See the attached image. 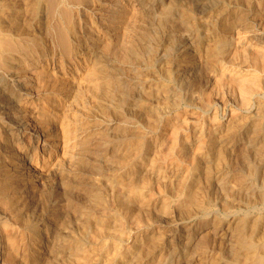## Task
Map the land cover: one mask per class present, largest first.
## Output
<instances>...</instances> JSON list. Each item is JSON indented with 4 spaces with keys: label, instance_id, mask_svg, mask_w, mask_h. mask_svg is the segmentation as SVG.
Returning <instances> with one entry per match:
<instances>
[{
    "label": "bare ground",
    "instance_id": "1",
    "mask_svg": "<svg viewBox=\"0 0 264 264\" xmlns=\"http://www.w3.org/2000/svg\"><path fill=\"white\" fill-rule=\"evenodd\" d=\"M103 1L104 0H2V3L0 5V198L4 200L7 204L9 203V207L11 208L13 217H16L15 219L19 218L20 224L24 226V228L22 226L23 229H31L32 225L35 226L33 221L31 220L33 223L31 224V221L27 219L26 217L27 216L26 209L28 206L27 205L28 202L25 200V197L27 196L26 193H31L32 191L31 192L29 191L34 190V189H36L37 195L40 196L41 210H39L40 211L39 214L41 216H44L46 214L48 215V217L49 215H52V217L55 216L56 218L61 220L60 223H61V226L63 227V230L66 229L68 221L69 220L71 221V219H69V216L74 211V210L72 211V208L74 207L72 206V204L74 202L79 203V205L83 207L82 209L83 211L80 208V210L82 211L80 213L85 214L82 217L85 216L84 219H86V217L88 219V221L86 219L88 223L84 222V225L86 224L85 225L86 227L81 225L83 226V229H82L83 231L81 230V232L79 233L81 234L84 233L86 235L89 233L90 230H95V229L96 230L105 229L104 232L110 233L108 232L109 229H111L113 222H116V219H118V218L115 219V215H114L115 213H112L113 210L111 211L112 206L110 207L111 209H108V206L110 205V201L107 202L105 200L108 198H106L107 195L104 190H106L107 192L108 191L111 192L110 195L113 197L112 199L115 200L118 206L124 207L126 209H131L133 205L135 206V203H134L135 201L132 197L131 192L132 191L134 192L136 188L138 191L139 182L145 176V171L143 169L144 166L142 167L143 165L142 163H143V160L145 161L148 160L145 157L143 159V155L146 154L144 152L146 149L145 143L143 144L138 143L139 142L138 140L140 139V137L144 136V135L140 136V133H144V132L142 131L138 135L137 133L138 131L136 132L135 130H133L134 132L137 133V135H135L136 133L134 134L133 132H131L132 134L131 135L129 134L130 136L127 139H125L124 137H123L124 139H120V142H117L119 143L118 149L116 148L115 155L113 154L115 157L110 158L111 156H109L108 150L109 148L111 149L112 143L110 141L112 138L111 139L109 138V141H108L106 140V137L108 136L109 132L111 133L112 131H115L118 129L117 123L111 121L110 118L108 120L104 117H103L105 119L104 121L103 120L98 121V119L97 120L92 119L94 118L93 117L94 114L92 115V118H90L91 117L90 113L93 111L92 109L94 107L100 108V106H102L101 104H102L103 99L107 98V96L111 94L114 95L116 90H118L119 86L123 84L124 85L126 84V86L128 87L127 96H126L127 99L124 100V102L127 101L126 103H129L130 98H131V95H129L131 92L130 86L133 88H136V90L132 89L133 90L131 92L132 97L133 98L136 97L137 99L136 95L138 94L141 99V101L139 102H141L144 108H146L148 106L147 103L150 102L149 99H148L149 102H147L145 98L148 96L149 92L154 90L153 91L154 93L155 91H157L164 96L163 98L164 101H161V103L164 102L162 103L163 107H162V104L159 102L161 105V108L162 109L164 108L162 111H156L157 110L156 109L150 112L148 110L149 108L147 109L151 113L150 114L151 116H154V117H158L159 115L163 116L165 114L164 112L165 108L166 109H169V108L176 109L178 108V106H180L179 94H177L178 92H175L176 90L173 88L175 87V85L173 84L180 81V80L175 81L178 78L177 74L179 76H182L181 78H184L183 74L185 72H182L183 71L181 68L182 66L179 63L174 68L175 69L174 71L172 69V66L171 67L169 66L170 64H168V62L162 64L161 66H156L154 63L150 64L151 62H153V58H154V56L152 55L153 53H152L151 55L153 58L150 57L151 56L150 54L148 56L149 59H146L145 57V59L147 60V64L149 61V65L151 66H147V68L145 67L144 69L142 68V70H139L137 69L138 67H136L137 65L135 66L133 64V61L135 60L140 61L139 59H141V56L144 54V52L142 53L139 52V49H138L140 45L139 44L140 41H144L148 36L151 35L150 34L151 28L149 27V24L148 25L146 24L145 17H148L147 13H150L151 11H153L154 13L158 12L156 16L159 17V20L160 19L162 20V24L165 25L166 29L164 27L162 28H164L171 34L173 32L174 34L176 33L180 35L178 42H180L181 47L182 46L185 47L184 49H186V52H189V47L190 49L193 47L194 42L192 43V39L194 38V36L197 37L193 29L199 23L198 19H200V21L202 19L206 20L207 23L208 21L214 23L216 22L217 18L216 20L214 19L211 21L210 19L211 18L213 19V15H218V16L222 15L225 17L226 15L229 14L230 18L228 16L226 17L229 20L226 19L228 21L226 23H223L225 21H223L224 19H222L223 18L222 17L221 18L222 19L221 21H223L222 24L220 23L221 25H216L215 29L211 30L213 32L211 31L209 32V38L207 42L205 41L206 43H208L206 52L204 51L205 55L207 56L206 58L207 63H208L207 67H209L208 68L209 70L211 69L210 68L211 66L217 69L218 79L216 78L215 80L218 82H220L223 77L226 78L227 77V76L225 77L226 74L227 75L232 74V76H234V78L230 77V79L231 80L235 79L237 83L236 90L237 92L241 94L242 97L240 99L243 100V104L245 106L246 105L250 106L249 104L252 101H254V98L257 97L258 99L260 97V92L264 90V27H262L259 22L262 19L259 20L260 18H258V16L260 17L264 16L263 13H261L263 15L259 14V8H260L259 5L261 4V0H234L236 3L233 1H232L233 3H230L231 0H218V3L214 1L213 5L211 7L209 6L212 10H209V15H206L208 16L206 18L204 16L195 17L191 11L192 8H189L191 6H188V4L186 5L187 7L183 8L184 10L182 12H178L177 9H180V7H182L180 6L182 4H178L180 1H177V2L174 1L180 6L178 7L176 6V3L173 2V0H165L158 9L157 8L147 9V7H149V4L145 6V4H143L144 0H115L116 2L115 1L114 2L116 4L114 8L111 6L102 8ZM187 1L188 3L189 2L193 3L194 1L196 2V0H187ZM86 2L87 4L81 7V5L85 4ZM91 6L97 7L98 10L102 13V21L98 22L99 25L96 21L97 17L95 20L94 19L95 17L93 18L91 16V14L94 13V12L92 13L93 7L91 8ZM154 7H157V6H154ZM173 13L180 15L179 20L182 21V22L180 21L181 23H184V27H187L185 28L187 31L188 29H191L193 31L187 32L184 30V27L176 28L174 27L176 24L174 26L171 25L170 22L172 20L170 19H172ZM231 18L233 19L232 21H230ZM83 20L85 22V25H87V28H88V31H86L87 33L84 30V32L86 33L85 35H83L82 34L83 32H80V29L78 28V26H82V24H84L82 23ZM149 20H150V17H149ZM159 20L158 22L160 24L161 21ZM217 22L219 21L217 20ZM157 23H156V26H158ZM154 25H155V22H154ZM237 28H238V33L234 31L236 33L235 37H233V35L232 37H230L229 32L230 31L232 32V29L237 30ZM164 29L162 30L163 32L160 30L161 33H164ZM106 32H108V34ZM211 36L212 38H210ZM152 37L153 36L151 35V38ZM167 44H164V46L166 45L165 47H167ZM197 47L199 48V46ZM152 48L154 47L152 46ZM149 50H150V47H149ZM178 51L176 52V54H178ZM197 53H195V55ZM112 54L113 56L114 54L115 56L116 54L119 56L121 63H123L122 66H124L122 69H124L125 66H129L128 64H130L131 66H133L132 68L135 71V74L140 76L138 77V79L134 78V80L136 81L133 80L134 81L133 85L130 83V81L128 83L127 79L124 77L126 72H124L125 74L120 73L119 75L116 70L110 68V64L108 63L107 60H111L115 58V57L111 58ZM157 54L158 53H156V56ZM180 55H181L179 56V58H181L180 61L185 60L184 58L187 55L185 54H180ZM117 59H114V61ZM239 59L242 60L241 63L244 64V66L246 67L245 68L242 65L245 68L243 70L236 66L235 62H239ZM162 61L163 60H161V62ZM157 70H160V74L156 76L157 77L162 76L161 77L162 79L156 81L155 78L157 77L154 76V78H152L150 77V75L152 74L151 76H153L154 74H156ZM129 71L131 72V70ZM129 74L127 73L128 77H129ZM195 74H198V73H195ZM166 76H167V79H165ZM145 77H149L151 79L149 80L145 79L143 81L142 78H145ZM188 78H189L188 76L185 78V83L186 81L190 80V78L189 79ZM181 80L183 81V79ZM222 82H220L219 84L222 85ZM195 83L196 82H194L193 84L195 85ZM171 84L173 85V87ZM193 84L192 86L194 87ZM188 85L185 87L182 86V89L188 87ZM204 86L205 85H203L202 87ZM202 87H199L198 89L197 86H195L194 89L197 88V90L199 91L200 88ZM175 88L177 89V87ZM213 89H216V88L213 87ZM218 89L219 88H217V90ZM185 90L186 89H184V92ZM202 91L201 92L199 91V92L204 94V92ZM188 92L189 91H186V93ZM192 92H194L193 89H192ZM192 92L191 94L193 95ZM211 93L213 94L214 92L210 91V94ZM239 93H236V94H239ZM161 94H158V96ZM203 94L202 96L205 95L203 97V100H206L204 99L206 97V94L204 95ZM208 94L209 93H207V95ZM156 96H157V93H156ZM211 97L213 98V96ZM105 100L108 101V99H105ZM203 100H200V102L201 101L203 102ZM242 100L240 102L241 104H242ZM124 102L122 103L124 104ZM126 103L125 105H127ZM160 105L157 104V106L159 107ZM139 106H140V103H139ZM208 106L207 108H209ZM120 108L123 109V106ZM132 109L135 110L134 108ZM252 109H250L251 111L249 113L254 114L251 116L252 118L253 117L255 118L254 120H251L250 117H246V116L243 117L242 115L241 117H238V118L234 117L235 120L234 121L230 120L229 124L225 126V130H223L224 135L222 136L223 137L225 136V137L219 140L223 142H228V143L231 142L230 145L237 144L241 141H244L247 144L249 142H252L251 144H255L253 143V141L257 142L264 131V101L262 102V100H260L256 108L254 109V111ZM244 110H248V109H244ZM102 111L104 112V109ZM115 111H111L110 113L114 112L113 113L114 115L116 114ZM122 111H119V114ZM142 111H144V109H142ZM183 111L181 110V112ZM97 112L99 111H96L95 113ZM135 112L131 114H134ZM137 112L135 113V115L137 114ZM146 112L147 111H145V113ZM246 112L248 113V111ZM110 113L108 112V113H103V114L104 115L107 114L108 116H110ZM119 114L117 112V118ZM123 114L124 113L122 112L121 116ZM107 115L105 117H108ZM129 116L123 115L125 122H131V121H128L130 120ZM118 119L120 123V118ZM203 120H202V123H203ZM151 121L152 120H150V122ZM176 121L178 122V120ZM185 121H186V118H185ZM179 122H180V119H179ZM187 122L188 120L186 121V123ZM207 122L209 123V121ZM207 122H204V123H207ZM180 123L178 124L180 125ZM175 124L177 126L176 128H175ZM182 124L183 123H181V125ZM179 125H177V123L175 122L174 127H173L175 128V132H174L175 137H173V139H175L173 151H174V148L177 149V147L179 146V142L181 141V140L179 141V137H180V134L182 136V131L184 130L183 128L184 124L183 126H179ZM245 129L247 130L245 131ZM137 130L140 131L142 129L138 128ZM174 133H173V136H174ZM109 137H110V134H109ZM212 137H215V136H212ZM198 140H200L199 142L200 144L199 145L197 144L199 146L200 153L198 151L196 152V154L199 153V155L197 154L198 160L196 159L197 160L196 161L194 159V161H192L193 164L191 162H190L191 164L188 162V164L192 165V171H191L190 176L188 177L186 181L184 180L185 182L184 186L183 185H180L181 187L179 186L180 187L179 191H177L176 188L173 189V192L171 190V192L173 193V194L170 193L171 196L173 195H177V196L172 198L168 196V194L166 193L163 194L164 192L161 193V191L163 190L159 188L160 190L158 191V189H156V192L154 193V194L156 193L158 194L157 198H154L156 195L153 197L154 195L153 194L152 195L153 200H152V197H151V200H148L150 198L149 197L147 198L148 201L145 200L144 203H141L142 210L145 211V213H148L147 215L149 214L152 215L153 218L157 217L160 219V217L156 216L157 211H158V214L161 216L163 215V212L165 215V213L168 214L170 208L173 209L176 212L177 216L182 221V225L179 226L180 230L178 232H175L176 230L174 229L173 231L174 233L170 232L173 229L170 231L162 230L159 227H155L154 223H153L154 224L153 226L150 225V222H153L152 220L149 222V224L145 225L144 227L142 225H141L142 227L137 226L139 223L137 225L134 224L135 226L133 229L140 228V230L142 231L141 236L136 237V238L134 237L135 238L134 240L130 239L132 240V242L130 243L131 245L130 246L128 245V247L125 248V250H122L121 247H120L121 248L120 250L119 248L115 249L116 252L113 251L114 253L111 254L113 256H110L112 257L111 259H109L111 260L110 264H145L147 261H149L153 257L157 258V261H158L156 262L157 264H169L168 261L171 260L173 257H175V255H176V260L177 258L179 260H182L180 259L181 256L184 254H187L188 256V254L190 253L191 247L194 244H196V241H198L197 237L200 232H198L199 225L196 224L195 217L196 215H198V213L202 215L203 213L205 214V210H207L206 208L210 206L211 204V198H212L211 195L213 194L211 190L213 189V187L215 188L216 184H220L223 181L224 184L229 185V188L234 191L235 195L240 193L244 197L243 194H245L246 192H247V195L251 194L248 191L251 190L253 186L257 185L254 182L253 184L252 182H249V179H248V183H246L244 180H243L244 183H237V182H240V180H238V181H234L235 184H232L230 181V179L234 178V177L232 178L230 177V174H231L230 170L234 168L232 166V169H229L228 167L229 162L227 161L232 156L231 153H233L234 151L230 153L231 154L230 157L228 158L225 157V153L227 151L226 146L230 148L229 144L224 145L225 146L224 148H226L224 149L223 145L222 146L219 145L220 146L219 148L217 144H215L217 142V139L215 138H212L211 140L207 139L209 141L206 143L204 141H202L201 143V139H198ZM181 143L183 144V141ZM184 143H185V140H184ZM251 144H249L250 146H248V148L252 147ZM185 146H187V144H184V146L182 145V147L188 148ZM169 150H168L169 152L168 154L166 153H165L166 155L164 154L166 158L168 157L167 155H169L170 157L172 154H174V152H176V151L172 152V150H170L171 151L170 152ZM180 150L183 151L181 148ZM254 150L255 149L252 148L251 153ZM177 153H180V152L178 151ZM235 153L237 152L235 151ZM162 154L163 152L161 153V155ZM228 154L229 153H227V155ZM254 154L257 155L256 153ZM162 157L165 158L164 156ZM194 158L196 157L194 156ZM252 158L255 159L256 156L254 157L253 155ZM171 159H174V158H171ZM257 159H259V163H262L264 161V151L258 154ZM249 160L250 158L248 159V161ZM252 163H250V165L247 164L248 170H249V166L251 167ZM254 164L256 163H253L252 166H254ZM103 165L108 167L105 171L102 170ZM134 165L137 169L132 167ZM190 165L188 167H190ZM244 165L246 166V164ZM152 166L153 165H151L150 167L153 168ZM257 168L259 169V173H258V176L256 177H259L257 178V180L258 182H261L259 184L262 185L261 187L263 190V196H262L263 198L261 201L264 204V169L262 172L260 171V168H261L260 164ZM159 171H160V167H159ZM162 171L163 170H161V172ZM245 172L246 174H249V172L251 171H249L248 173L247 171ZM102 173L103 174L105 173L108 176V181L106 180L107 183L105 182L106 184L103 185L104 186L103 191L105 192L106 196H103L101 197L100 200H98L96 198L97 196L96 194H94L95 195L94 197L92 195L93 193H89L88 191L85 190V186H86V183H88L87 180L89 179V177L93 175L102 174ZM189 173L187 174L189 175ZM251 176L253 178V175ZM102 177L99 179L101 180ZM104 178H107V177H104ZM159 178L160 177H158V179ZM167 178L168 177H165V180ZM235 179H237V177ZM73 183L74 184L76 183V185H78V187H76L79 190L78 195H76L72 190L71 184L73 185ZM98 184L100 185V183ZM210 185H211V190H209ZM63 190L65 191L67 190V193L63 192L64 194H62ZM137 194L139 195V193ZM253 195L254 194H251L250 197ZM139 197L141 198V196ZM234 197L236 198V196ZM98 198L100 197L98 196ZM239 198L240 197H238V199ZM240 200L242 199L240 198ZM246 200L248 201L249 199H246ZM259 200L260 198L258 197V201ZM138 201H140V199H138ZM215 201L213 200L214 204H217L215 203ZM245 201H243V203ZM249 201H253L252 197H251V200ZM97 202L99 203L98 208L95 209L94 205ZM256 203L258 202L255 200V204ZM249 205H252V203ZM76 206H78V204H76ZM238 206H241V205H238ZM253 206L257 208L255 205ZM137 210L139 211L138 208ZM11 212H9V214ZM259 212H261V210ZM2 213L0 214V221L3 218H7L8 216L11 215V214L10 215L7 214L8 209H7L6 214L4 212ZM263 213H253V214L250 213L251 215H248V216L245 215L244 216V218L246 219L245 224H242L241 220L243 218L241 220L239 219V217L235 219L231 218L232 220L225 218L227 220H230V221H227L228 222L227 227H225L226 222L223 221L224 219L221 221L217 217L218 220L217 219H214L213 221L211 220L210 222H213L211 224H214V226L216 227L214 238H215V241L219 243L218 245L219 247L217 248L216 246H213L212 244H210L214 248L216 247V249L214 248L212 249V250H216V252L214 251V253H212L211 255V253H209L208 250H210L212 246L207 248L205 244L209 240L199 245L198 243L203 241V239L201 238V241L199 240L197 243L198 244V247H196L197 254L194 251V248H192L191 252L193 250L195 254H193V256L190 255L192 257L190 258V260L187 259L188 262L186 261V263L188 264H220V262H222L221 259L224 258L223 257L225 254L224 250L227 251L226 248L229 245L228 244L229 241H227L226 243V240H225V243L227 244L226 246V244L223 242V239L226 234L231 232V233H235V238L234 237L232 238L234 242V246L232 247V250L228 251L230 255V257L228 258L229 259L228 264H264V214ZM82 217L80 218V220L82 219ZM166 217L171 218V216L169 217L168 215L167 216L165 215V218ZM9 218H12V217L10 216ZM176 218H175L176 221L172 219L173 222L174 221L177 222ZM204 218H206V216ZM154 220H157V219L154 218ZM70 221H69L68 226H70L71 224H72L71 227L75 225L71 223ZM237 221L240 223H238ZM4 222L0 223V226H3ZM75 222L78 223V221H75ZM173 222H170V223H173ZM12 223L14 222H11V224ZM202 223H205V222H203L202 220L200 224ZM5 224L7 225V223ZM80 224H83V222ZM80 224L78 223L79 226ZM36 226L35 228L33 227L34 243L32 247L30 246L32 249L29 248L28 244H27L28 246L21 248L18 242L19 241L18 238H15V237L11 239L9 238L8 240L10 241L7 242L8 244H6L8 245L6 246V248H8L7 249L8 251H6L5 247L3 246H1L2 248L0 247L1 248L0 249V264H91L90 262L86 263L88 258L90 257H88V255L86 256V254H88L89 249H87L86 241L82 242V240H85V238L82 237L83 235L80 236V238L76 240V245L72 244V246H70V243L68 245L64 243L65 247L67 248L71 247L72 252L71 253L69 252L70 257L67 256V258H69L71 261L65 258H61L62 252L60 249L63 246V238L54 237V240H53L54 244H52V246L55 245L59 250V252L57 250V253H59L57 258L54 255H52L51 257L54 256L55 259L49 260V257H50L49 256L48 261L44 260L43 262H39L42 256V252H40L39 246L37 245L38 236L36 235V232L38 230L35 231V229L37 228ZM1 229H4V227L3 228L1 227ZM70 229L73 230L74 228H70ZM205 229H208V228H205ZM5 231L4 233H6ZM110 231H112V229ZM70 232H73V231H70ZM211 233H209L208 235H211ZM60 234H61V231H60ZM110 235L112 234L110 233ZM76 236L77 235H75V237ZM200 237H202V233L199 236V239ZM3 238L4 237H2L0 233V243L5 244L6 242L4 240L6 239H3ZM88 240L89 242L91 241L90 239ZM232 240L230 239V241ZM213 241L214 240H212V243ZM72 243L74 242L72 241ZM123 244L125 245V243ZM223 244L225 245V247L223 246ZM221 245L222 247H220ZM73 246H75L74 249H72ZM195 246L196 245H194V247ZM163 249H165V251H163ZM3 251L7 252L9 256H6V253ZM180 251H183L185 253L182 254ZM228 253L227 255L226 254L225 255L228 256ZM84 256L86 257L84 258ZM83 258H84V261H83ZM57 259H59L60 262ZM81 259H82V263L78 262V260L81 261ZM150 262L148 264H150Z\"/></svg>",
    "mask_w": 264,
    "mask_h": 264
},
{
    "label": "rangeland",
    "instance_id": "2",
    "mask_svg": "<svg viewBox=\"0 0 264 264\" xmlns=\"http://www.w3.org/2000/svg\"><path fill=\"white\" fill-rule=\"evenodd\" d=\"M115 0H104L102 3H103V7L102 8H106V7H108V6H111V7H113L114 8V6H115V2H114ZM165 0H144V3L143 4H145V6H147L148 4H149V7H147V9H151V8H159L160 7V5L164 2ZM174 1H180L178 4H182V5H180V6H182V7H180L176 2H174ZM186 1V2H185ZM202 1V2H201ZM214 1H216L217 3H218V0H196V2L194 1L193 3H188V1L187 0H173V2L174 3H176V6H178V7H180V9H177L178 10V12H182L184 9L183 8H185V7H187L186 5L188 4V6H191V7H189V8H192L191 9V11H192V13H193V15L195 16V17H202V16H204L205 18L206 17H208V16H206V15H209V10H212L210 7L213 5V3H214ZM235 2L234 0H231V2L230 3H233V2ZM147 2V3H146ZM209 2V3H208ZM1 3H2V0H0V5H1ZM194 3H195V5H194ZM198 3V4H197ZM236 3V2H235ZM87 4V2L85 3V4H83V5H81V7H83V6H85ZM107 4V5H106ZM114 4V5H113ZM190 4V5H189ZM261 5H262V7H261ZM154 6H157V7H154ZM195 6V7H194ZM210 6V7H209ZM93 7V8H92ZM259 14L260 15H263L264 14V0H261V4L259 5ZM91 8H92V13L93 14H91V16L96 20V17H97V23L100 21H102V13L98 10V8L97 7H94V6H91ZM97 8V9H96ZM181 8H182V10H181ZM100 9V8H99ZM156 10V9H155ZM221 10V9H220ZM177 12V13H178ZM205 12V13H204ZM96 13V14H95ZM100 13V14H99ZM152 13H154L153 11H151L150 13H147V16L148 17H145L146 18V24L148 25L149 24V27L151 28V35L154 37V39H153V37L151 38V35L150 36H148L146 39L147 40H149V41H147L146 39L144 40V41H140V45H139V47H138V49H139V52H144V54L141 56V59L143 60H141V59H139L140 61H137V60H135V61H133V64L136 66V67H138L137 69H139V70H142V68L144 69L145 67L147 68V66H151V65H149V61H148V64H147V60L146 59H149V54L151 55L152 53V55L154 56V58L152 57V55L150 56L151 58H153V62H151L150 64H155L156 66H161L162 64H164V63H167L168 62V64H170L169 66L171 67L172 66V69H173V71L175 70L174 68L176 67V65H178V63L182 66L181 68H182V72H185L184 74H183V76H184V78H181L182 76H179L178 74H177V80H175V81H179V82H176V83H174L173 85H175V87H177V89L175 88V87H173V85H172V87L176 90L175 92H178L177 94H179V97H180V106H178V108H176V109H172V108H169V109H166L165 108V110L166 111H168V112H166L165 110H164V112H165V114L163 115V116H165V117H163V116H158V117H154V116H151L150 114V112L152 111V110H156V111H162L163 109L161 108V105H160V103H161V101H164V96L161 94V93H159V92H157V91H155V93L153 92V91H151V92H149L148 93V96L147 97H145L146 98V101L147 102H149V103H147V107L146 108H144L143 107V105L141 104V102H139V101H141V99H140V96L137 94L136 96H137V99H136V97L135 98H133L132 97V94H131V92L135 89L136 90V88H133V87H131L130 86V94L129 95H131V98H130V101H129V103H126L127 101H125L124 102V100L125 99H127L126 98V96H127V90H128V87L126 86V84L124 85H120L119 86V88H118V90H116V92H115V94L114 95H109V96H107V98H105V99H108V101L107 100H105V99H103V101H102V106H100V105H98V106H100V108H97V107H94L91 111V117L90 118H92V115L94 114V118H92V119H95V120H97L98 119V121H104L105 119L104 118H106V119H108L109 120V118H110V120L111 121H113V122H116L117 123V126H118V129L117 130H115V131H112L111 133L109 132V134H110V137H109V134H108V139H107V137H106V140H108L109 141V138L111 139V149L109 148V150H108V152H109V156H111L110 158H114L115 156V152H116V148L118 149V146H119V143H117V142H120V139H127L132 133L131 132H133L134 134L137 132L138 133V135H139V133L140 132H144V133H140V136L142 135H144L143 137H140V139L138 140L139 142V144H143V143H145V147H146V149H145V153L146 154H144V155H146V156H144L143 155V159H144V157L145 158H147L148 160L147 161H145V160H143V165H142V167L144 166V171H145V176H144V178H146V179H142L140 182H139V185H138V191H137V188H136V190H134V192L132 191L131 193H132V197H133V199H134V203H135V206L133 205L132 206V208L131 209H126V208H124V207H121V206H118V204H116V202H115V200L114 199H112L113 197L110 195L111 194V192H107L106 190H104L105 192H106V195H105V192L103 191V189H104V186L103 185H105L106 183H107V181H108V176H107V174H98V175H93V176H91V177H89V179L87 180L88 181V183H86V186H85V190L86 191H88L89 193H93L92 195L95 197V195L94 194H96L97 196H96V198L98 199V200H100L101 199V197H103V196H106V198H108V199H105L107 202L108 201H110V205L108 206V209H111L110 207L112 206V209H111V211H112V213H115L114 215H115V219L116 218H118V219H116V222H113V224H112V226H111V229H112V231H110L111 229H109V231L108 232H110L112 235H110V233H107V232H104L105 231V229H98V230H96V232H95V230H90L89 231V233L86 235V234H84V233H79V232H81V230L83 229V226H85L84 225V222L85 223H88L87 221H88V219H87V217H86V219H87V221H86V219H84V217H82L83 215H85L84 213L82 214V213H80V212H82L83 210V207L82 206H80L79 205V203H76V202H74L73 204H72V206H76V204H78V206H76L75 208L73 207L72 208V211H73V213H71L70 214V216H69V219H71V223H73V224H75V225H73V226H75V227H71V225L70 226H68V224H69V221H68V224H67V227H66V229H64L63 230V227L61 226V223H60V221L61 220H59L58 218H56L55 216H53L52 217V215H49V217H48V215H44V216H41L39 213H40V211L39 210H41V201H40V196L39 195H37V193H36V189H34V190H30L29 192H31V193H26V197H25V200L28 202L27 203V209H26V214H27V219H29L30 221L32 220L33 221V223L35 224V226L37 227L36 229H35V231L36 230H38L37 232H36V235L38 236V243H37V245L39 246V250H40V252H42V256H41V259H40V261L39 262H43L44 260H46V261H48V257H49V260L51 259H55V257L57 258V256H58V254L59 253H57V250H58V248L55 246V245H53L54 246V248H53V246H52V244H54L53 243V240H54V237L56 238V237H62L63 238V246L61 247V252H62V254H61V258H65V259H67V260H70L69 258H67V256H69L70 257V255H69V252L71 253L72 252V250H71V247L70 248H67V247H65V245H64V243L65 244H69L70 243V246H72V244H74V245H76V240L78 239V238H80V236H82L83 238H85V240H82V242L84 241H86V246H87V249H89L88 250V254H86V256L88 255V257H90V258H88V260H87V262L86 263H88V262H90L91 264H110V262H111V260H109V259H111L112 257H110V256H113V255H111V254H113L114 252H116L115 251V249H118L119 248V250L122 248V250H125V248H127L128 247V245L130 246L131 244V242H132V240H134L136 237H140L141 236V230H140V228L139 229H133L134 228V224H138L137 226H145V225H147V224H149V222L152 220L153 222H150V225H154L155 227H159L160 229H162V230H165V231H170V230H172V231H170V232H173L174 231V229L176 230L175 232H178L179 230H180V225H182V221L180 220V218L177 216V214H176V212L173 210V209H169V212H168V214H166L165 213V215L167 216H171V218H168V217H166L165 218V215H164V212H163V215H164V217H163V215H159L158 214V211H157V215L156 216H158V217H160V219L159 218H157V217H154L155 219H157V220H154V218L152 217V215H147L148 213H145V211H143L142 210V208H141V203H144L145 202V200H147V198H149L148 200H151V197H152V195L156 192V189H158V191L161 189V190H163V191H161V193L162 192H164L163 194H168V196H170V197H176L177 195H173V196H171V194L170 193H172L173 192V189H175L176 188V190L177 191H179L180 190V185H183L184 186V184H185V182H184V180L186 181L187 179H188V177L190 176V174H191V171H192V165H190L191 163H192V161H194V159L196 160H198V155H199V153H200V150H199V142H200V140H198V139H201V143H202V141H204L205 143L206 142H208L209 140H211L212 138H215V139H217V142L215 143V144H217V146L220 148V146H222L223 145V148L225 147L224 145H228L229 144V147L230 148H228V146H226V148H227V151H226V153H225V157H230L231 156V154H232V156L228 159V161L227 162H229V164H228V167H229V169H232V166H233V168L234 169H232V170H230L231 171V174H230V177L232 178V177H234V178H232V179H230V181H231V183L232 184H235L234 183V181H238V180H240V182H237V183H244V181L246 182V183H248V179H249V182H254L255 184H257V185H255V186H253L252 187V191L251 190H249L248 192L249 193H251V194H254L253 196H251L252 197V200L253 201H249V200H251V197H250V195L251 194H248L247 195V192L245 193V194H243L244 195V197L242 196V194H237V195H235V193H234V191L233 190H231L230 188H229V185H226V184H224V182L222 181L220 184H216V186H215V188L213 187V189L211 190V185H210V188H209V190H211L212 192H213V194L211 195V204H210V206H208L206 209L207 210H205V214L203 213V215L202 214H199L198 213V215H196V217H195V220H196V224H198L199 225V229H198V232H200L199 233V235H198V237H197V240L199 241H201V238L203 239V241H201V242H199L198 243V241H196V244H194V245H196L195 247H194V245L191 247V249L192 248H194V251L196 252V250H197V248L196 247H198V244L200 245V244H203V242H206V241H208V242H206L205 244H206V246H207V248L208 247H211L212 245L213 246H216L217 248L219 247L218 245H219V243L218 242H216L215 241V238H214V235H215V229H216V227L214 226V224H211V223H213V222H210L211 220L213 221L214 219H217L218 220V218H219V220H223L224 222H226L225 223V227H227L228 226V222L227 221H230V220H232L233 218L235 219V218H238L239 217V219L241 220L242 218V224H245V218H244V216L246 215V216H248V215H251V214H253V213H263L264 212V204H263V202L261 201L262 200V196H263V190H262V185H260L259 183H261V182H258V180H257V178H259V177H256V176H258V173H259V169L257 168L258 166H259V164H260V166H261V168H260V171L262 172L263 171V169H264V161L262 162V163H259V159H257L258 158V154L260 153V152H262V151H264L263 149H264V131H263V133H262V135L260 136V138L258 139V143L257 142H255V141H253V143H255V144H251L252 142H249L248 144L246 143V142H244V141H241V142H239V143H237V144H233V145H230V143H228V142H223V141H221V140H219V139H222V138H224L222 135H224V132H223V130H225V126L227 125V124H229V122H230V120H232V121H234L235 120V118L234 117H236V118H238V117H241V115L244 117V116H246V117H250L251 118V120H254L255 118L253 117H251L252 115H254V114H251V113H249L251 110L250 109H252L253 111H254V109L256 108V106H257V104L259 103V101L260 100H262V102L264 101V90L263 91H261L260 92V97L258 98V99H260V100H258L257 99V97L256 98H254V101H252L249 105L250 106H247V108H246V106L243 104V100L242 99H240L242 96H241V94L239 93V92H237V83H236V81H235V79H230V77L232 78H234V76H232V74H226L225 75V77L226 78H222L221 79V81L220 82H222L223 81V79H224V81L222 82V85L221 84H219L220 82H218V81H216L215 79L217 78L218 79V72H217V69L216 68H213L212 66L210 67L211 69L209 70L208 68L209 67H207V60H206V58H207V56L205 55V52H206V49H207V45H208V43H206L207 42V40H208V38H209V32L211 31V30H214L215 29V26L216 25H221L222 24V22L223 21H225V22H223V23H226L229 19L228 18H226L227 16L230 18V16H229V14L228 15H226L225 17L224 16H222V15H220V16H218V15H213V19L211 18L210 20L212 21V20H216V18H217V20L219 21V22H217V20H216V22H209L208 21V23L206 22V20H201L200 21V19H198L199 20V23L195 26V28L193 29L194 30V33H196V35H197V37L196 36H194V38L192 39V43L194 44L193 45V47L190 49V47H189V52H186V49H184L185 47L184 46H182L181 47V44H180V42H178V39L180 38V35H178V34H174L173 32H172V34L170 33V32H168L167 30H165L166 28H165V25L164 24H162V20L160 19L159 20V17H157L156 16V14L158 13H154V14H152ZM261 13H263V14H261ZM87 14H89V13H87ZM203 14V15H202ZM95 15V16H94ZM150 15H152V16H150ZM155 15V16H154ZM99 16H101V17H99ZM108 16V15H107ZM215 16V17H214ZM217 16V17H216ZM149 17H150V20H149ZM153 17V18H152ZM223 17V18H222ZM101 18V19H100ZM178 18V19H177ZM224 19L223 21H221L222 19ZM258 18H260L259 20H261V21H259L260 22V24H261V26L262 27H264V16L262 17H260V16H258ZM180 19V15H177L176 13H173L172 14V19H170V20H172L171 22H170V24L171 25H175L174 27H176V28H180V27H184V23H181L182 21L181 20H179ZM226 19H228V20H226ZM94 20V21H95ZM149 20V21H148ZM158 20L159 21H161L160 22V24H159V22H158ZM233 19L231 18L230 19V21H232ZM174 21H176V22H174ZM181 21V22H180ZM150 22H151V24H150ZM154 22H155V25H154ZM158 22V23H157ZM206 22V23H205ZM82 23H84V24H82V26H78V28L80 29V32H83L82 34L83 35H85L87 32L86 31H88V28H87V25H85V22H84V20L82 21ZM95 23V22H94ZM156 23H157V25L158 26H156ZM203 23H204V25H203ZM210 23V24H209ZM221 23V24H220ZM263 23V24H262ZM162 24V25H161ZM200 24H202V25H200ZM207 24V25H206ZM98 25H99V23H98ZM181 25V26H180ZM206 25V26H205ZM160 26V27H159ZM178 26V27H177ZM201 26V27H200ZM209 26H210V28H209ZM162 27H164V28H162ZM208 27V28H207ZM214 27V28H213ZM156 28V29H155ZM162 28V29H161ZM185 28H187V27H184V30L185 31H187ZM203 28V29H202ZM154 29H155V31H154ZM164 29V33H161V31ZM196 29V30H195ZM209 29V30H208ZM240 29V28H239ZM82 30V31H81ZM84 30H85V32H84ZM161 30V31H160ZM193 30H191V29H188V31L187 32H191V31H193ZM157 31V32H156ZM238 33V28H237V30H235V29H232V32L230 31L229 32V36L230 37H232V35H233V37H235V35H236V33ZM153 32V33H152ZM163 32V31H162ZM166 32V33H165ZM186 32V33H187ZM211 32H213V31H211ZM107 34H108V32H106ZM161 33V34H160ZM231 33V34H230ZM167 34V35H166ZM155 35V36H154ZM163 37H162V36ZM213 35V34H212ZM157 36V37H156ZM158 37H160V38H158ZM165 37V38H164ZM162 38V39H161ZM200 38H201V40H200ZM210 38H212V36L210 37ZM183 39V38H182ZM181 39V40H182ZM204 41H203V40ZM158 40V41H157ZM166 40V41H165ZM176 40H177V42H176ZM165 41V42H164ZM172 41H174V42H172ZM197 41V42H196ZM199 41V42H198ZM206 41V42H205ZM164 42V43H163ZM148 43H150V44H148ZM161 43V44H160ZM168 43V44H167ZM197 43H198V45H197ZM145 44V45H144ZM154 44H155V46H154ZM158 46H157V45ZM164 44H167V47H165L164 46ZM195 44H196V46H195ZM203 44H205V45H203ZM150 45V46H149ZM204 47H203V46ZM147 46V47H146ZM152 46L154 47V48H152ZM157 46V47H156ZM197 46H199V48L197 47ZM149 47H150V50H149ZM156 47V48H155ZM158 47H159V49H158ZM206 47V48H205ZM144 48H146V49H144ZM164 48V49H163ZM166 48V49H165ZM195 50H194V49ZM202 48H204V49H202ZM158 49V50H157ZM178 49H179V51H178ZM193 49V50H192ZM142 50V51H141ZM148 51V52H146V51ZM158 52H157V51ZM192 50V51H191ZM202 50V51H201ZM155 51V52H154ZM178 51V54L180 53V54H185V55H187V56H185V60H181L180 61V59L181 58H179V56H181L180 54L178 55V54H176V52ZM185 51V52H184ZM187 51H188V49H187ZM200 53H199V52ZM205 51V52H204ZM184 52V53H183ZM198 52V53H197ZM156 53H158L157 54V56H156ZM188 53V54H187ZM195 53H197L196 55H195ZM201 54V55H200ZM146 55V56H145ZM172 55V56H171ZM174 56V57H173ZM184 56V55H183ZM189 56H190V58H189ZM113 57H115V58H113ZM117 57H118V59H117ZM144 57V58H143ZM145 57H146V59H145ZM148 57V58H147ZM170 59H169V58ZM177 59H176V58ZM111 58H113V59H111V60H107L108 61V63L110 64V68L111 69H114V70H116L117 71V73L120 75V73H122V74H125L124 72H126V74L124 75V77L127 79V82L129 83V81H130V83L133 85V82L134 81H136V80H134V78H137L138 79V77H140V76H138V75H136L135 74V71L133 70V66H131L130 64H128L129 66H125V68L124 69H122L124 66H122L123 65V63H121V61H120V59H119V56L116 54V56H115V54H114V56H113V54L111 55ZM173 58V59H172ZM200 58V59H199ZM114 59H117V60H115L114 61ZM169 59V60H168ZM113 60V61H112ZM160 60V61H159ZM161 60H163L162 62H161ZM172 60V61H171ZM206 61V62H204V61ZM117 61V62H116ZM156 61V62H155ZM157 61H159V62H157ZM175 61V62H174ZM185 61V62H184ZM115 62V63H114ZM136 64H135V63ZM138 62V63H137ZM242 62V60H240L239 59V62H235L236 63V66L237 67H239L240 69H245L246 67L244 66V64H242L241 63ZM142 63V64H141ZM157 63V64H156ZM240 63V64H239ZM118 64H119V66H118ZM139 64V65H138ZM185 65V66H184ZM204 65V66H203ZM245 67H243V66ZM153 66V65H152ZM203 66V67H202ZM243 67V68H241V67ZM121 67V68H120ZM186 67H188V68H186ZM118 68V69H117ZM180 68V67H179ZM180 68V69H181ZM195 68V69H194ZM120 69V70H119ZM122 69V70H121ZM126 69V70H125ZM177 69V68H176ZM198 69V70H197ZM214 69V70H213ZM124 70V71H123ZM129 70H131V72L129 71ZM193 70V71H192ZM204 70V71H203ZM205 70H207V71H205ZM211 70H213V71H211ZM241 70V71H242ZM119 71V72H118ZM128 71V72H127ZM179 71V70H178ZM191 71V72H190ZM202 71V72H201ZM129 72H130V74H129ZM186 72H187V74H186ZM127 73L129 74V77L127 76ZM195 73H198V74H194ZM200 73V74H199ZM206 73V74H205ZM135 74V75H134ZM158 74H160V70H157L156 71V74H154L153 76H151L150 75V77H152V78H154V76H156V75H158ZM180 74V73H179ZM191 74V75H190ZM193 74V75H192ZM213 74V75H212ZM215 75V76H214ZM132 78H131V77ZM164 76H165V74H164ZM189 77L190 78V80H188V81H186V83H185V78L186 77ZM195 76V77H194ZM202 76V77H201ZM228 76H229V78H228ZM157 77V76H156ZM162 76H158L157 78H155L156 79V81L157 80H161L162 78H161ZM180 77V78H179ZM201 77V78H200ZM131 78V79H130ZM164 78V77H163ZM188 78V79H189ZM207 78V79H206ZM213 78H214V80H213ZM145 79H147V80H149V79H151V78H149V77H145V78H142V80L144 81ZM165 79H167V76L165 77ZM181 79H183V81L181 80ZM134 80V81H133ZM228 80V81H227ZM215 81H216V83H215ZM183 82V83H182ZM194 82H196L197 83V85H196V83H195V85L193 84ZM231 82V83H230ZM182 83V84H181ZM200 83V84H199ZM213 83H214V85H213ZM219 85H218V84ZM223 83H224V85H223ZM181 86H180V85ZM185 84V85H184ZM189 84V85H188ZM191 84V85H190ZM192 84L194 85V87L195 86H197V88L199 89V87H202L203 85H205L204 87H202V88H200V92L202 91V92H204V94H206V97L204 98V99H206V100H203V97L205 96L203 93H200L198 90H197V88H195L196 89V91H195V89H194V87L192 86ZM199 84V85H198ZM188 85V87H186V88H183L182 89V86L183 87H185V86H187ZM213 85V86H212ZM218 85V86H217ZM222 87H221V86ZM121 87V88H120ZM124 87V88H123ZM190 87H192V88H190ZM213 87H215L216 89H213ZM235 87V88H234ZM122 88H123V90H122ZM127 88V89H126ZM217 88H219L218 90H217ZM133 89V90H132ZM184 89H186L185 90V92H184ZM190 89V90H189ZM192 89H193V91L194 92H192ZM121 90V91H120ZM205 90V91H204ZM213 90H215V91H213ZM232 90V91H231ZM236 90V91H235ZM51 91V90H50ZM120 91V92H119ZM125 91V92H124ZM183 91V92H182ZM186 91H189L188 93H186ZM209 91V92H208ZM210 91L211 92H214L213 94L211 93L210 94ZM234 91V92H233ZM119 92V93H118ZM181 92V93H180ZM191 92L193 93V95L191 94ZM199 92V93H198ZM219 92V93H218ZM156 93H157V96H156ZM185 93V94H184ZM195 93V94H194ZM197 93V94H196ZM207 93H209L208 95H207ZM236 93H239V94H236ZM117 94V95H116ZM158 94H161V95H159L158 96ZM202 94L204 95V96H202ZM182 95V96H181ZM190 95V96H189ZM213 96V98L211 97V96ZM189 96V97H188ZM109 97V98H108ZM117 97V98H116ZM151 97V98H150ZM155 97H157V98H155ZM159 97V98H158ZM193 97V98H192ZM182 98V99H181ZM184 98H185V100H184ZM189 98V99H188ZM202 98V99H201ZM210 98V99H209ZM113 99H115V100H113ZM119 99V100H118ZM148 99H149V101H148ZM157 99V100H156ZM212 99V100H211ZM113 100V101H112ZM196 100V101H195ZM200 100H203V102L201 101L200 102ZM241 100H242V104L244 105H242L240 102H241ZM258 100V101H257ZM106 101V102H105ZM134 101V102H133ZM206 101V102H205ZM121 104H120V103ZM122 102H124V104L122 103ZM160 102V103H159ZM184 102V103H183ZM198 102V103H197ZM205 102V103H204ZM214 102V103H213ZM105 103V104H104ZM125 103L127 104V105H125ZM134 103H136V104H134ZM139 103H140V106H139ZM153 103H154V105H153ZM162 103H164V102H162ZM161 103V104H162ZM196 103V104H195ZM209 103V104H208ZM210 103H211V105H210ZM213 103V104H212ZM104 104V105H103ZM108 104V105H107ZM112 104V105H111ZM119 104V105H118ZM123 104V105H122ZM128 104H129V106H128ZM132 104H133V106H132ZM137 104H138V106H137ZM151 104V105H150ZM157 104L158 105H160V107L159 106H157ZM194 104V105H193ZM202 104V105H201ZM107 105V106H106ZM111 105V106H110ZM121 105V106H120ZM142 105V106H141ZM150 105V106H149ZM209 105V106H208ZM109 106V107H108ZM123 106V109L122 108H120V107H122ZM126 106V107H125ZM152 106H154V107H152ZM190 106V107H189ZM205 106V107H204ZM207 106L209 107V108H207ZM213 106V107H212ZM253 106V107H252ZM108 107V108H107ZM116 107V108H115ZM129 107V108H128ZM143 107V108H142ZM159 107V108H158ZM162 107H163V104H162ZM242 107H244V108H242ZM97 108V109H96ZM125 108V109H124ZM132 108H134L135 110H133ZM144 109V111H142V109ZM149 108V109H148ZM152 108V109H151ZM203 108V109H202ZM94 109H95V111H94ZM104 109V112L102 111V110ZM106 109H108V110H106ZM111 109V110H110ZM119 109V110H118ZM123 111H122V110ZM130 111H129V110ZM133 111H132V110ZM139 109V110H138ZM150 111H148V110ZM210 109V110H209ZM244 109H248V110H244ZM116 110V111H115ZM124 110H125V112H124ZM127 110V111H126ZM176 110V111H175ZM181 110L183 111V112H181ZM96 111H99V112H97V113H95ZM111 111H115L116 112V114H114L113 115V113L114 112H112V113H110ZM119 111H122L124 114L123 115H127V116H129L130 117V120H128V121H131V122H125V120H124V117H123V115L121 116V114H122V112L119 114ZM137 112V116L135 115V113ZM145 111H147L146 113H145ZM186 111V112H185ZM208 111V112H207ZM246 111H248V113L246 112ZM110 113V116H108L107 114H103V113ZM117 112H118V114L121 116H119L118 115V118H120V123H119V119L117 118ZM127 112V113H126ZM133 112H135L134 114H131V113H133ZM143 112V113H142ZM171 112V113H170ZM99 113V114H98ZM129 113V114H128ZM160 113V112H159ZM174 113V114H173ZM185 113V114H184ZM96 114V115H95ZM111 114H112V116H111ZM141 114V115H140ZM190 114V115H189ZM216 114V115H215ZM104 115V116H103ZM108 116V117H105V116ZM116 115V116H115ZM131 115H133V116H131ZM139 115V116H138ZM167 115V116H166ZM180 115V116H179ZM185 115H186V117H185ZM97 116H98V118H97ZM102 116V117H101ZM114 116V117H113ZM141 116H142V118H141ZM188 116V117H187ZM104 117V118H103ZM166 117H167V119H166ZM183 117H184V119H183ZM216 117V118H215ZM103 118V119H102ZM138 118V119H137ZM175 118H176V120H178V122L175 120ZM185 118H186V121L188 120V122L186 123V121H185ZM204 120H203V119ZM234 118V119H233ZM113 119V120H112ZM117 119V120H116ZM135 119V120H134ZM179 119H180V122L181 123H183L184 124V132L182 131V136H181V134H180V137H179V146L177 147V149L176 148H174V151H176V152H174L173 151V147H174V140L175 139H173V137H175V128L177 127L176 126V124H175V128H173L174 127V123L176 122L177 123V125H179L178 123H180L179 122ZM196 119V120H195ZM215 119V120H214ZM150 120H152L151 122H150ZM164 120V121H163ZM182 120V121H181ZM185 122H184V121ZM190 120V121H189ZM202 120H203V123H202ZM214 122H213V121ZM124 121V122H123ZM134 121V122H133ZM137 121V122H136ZM157 121H159V122H157ZM161 121V122H160ZM168 121V122H167ZM173 121H175V122H173ZM207 121H209V123L207 122ZM211 121V122H210ZM157 122V123H156ZM173 122V123H172ZM191 122V123H190ZM204 122H207V123H204ZM125 123V124H124ZM130 123H132V124H130ZM149 123V124H148ZM152 123V124H151ZM181 123H180V125L179 126H183V124L181 125ZM127 124H129V125H127ZM138 124V125H137ZM144 124V125H143ZM151 124V125H150ZM190 124V125H189ZM225 124V125H224ZM188 125V126H187ZM192 125V126H191ZM131 126V127H130ZM158 126V127H157ZM187 126V127H186ZM197 126V127H196ZM203 126V127H202ZM125 127V128H124ZM129 127V128H128ZM152 129H151V128ZM186 127V128H185ZM138 128H140V129H142V130H137ZM145 128V129H144ZM215 128V129H214ZM221 128V129H220ZM223 128V129H222ZM124 129V130H123ZM174 129V130H173ZM248 129V128H247ZM247 129H245V131L247 130ZM122 130H123V132H122ZM127 130V131H126ZM133 130H135L136 132H134ZM145 130V131H144ZM151 130V131H150ZM192 130V131H191ZM204 130V131H203ZM119 131H121V132H119ZM153 131V132H152ZM159 131V132H158ZM203 131V132H202ZM127 132V133H126ZM122 133V134H121ZM125 133V134H124ZM137 133L135 134V135H137ZM172 133V134H171ZM173 133H174V136H173ZM185 133V134H184ZM191 133V134H190ZM219 133H221V134H219ZM120 134V135H119ZM126 134H128V135H126ZM130 134V135H129ZM183 134H184V136H183ZM199 134V135H198ZM214 134V135H213ZM113 135H114V137H113ZM116 136V137H115ZM172 136V137H171ZM212 136H215V137H212ZM124 137V138H123ZM192 137V138H191ZM202 137H204V138H202ZM210 137V138H209ZM221 137V138H220ZM116 138V139H115ZM141 138H143V139H141ZM184 138H186V139H184ZM207 139H209V140H207ZM117 140V141H116ZM143 140V141H142ZM184 140H185V143H184ZM193 140H195V141H193ZM219 140V141H218ZM142 141V142H141ZM151 141V142H150ZM172 141H173V143H172ZM183 141V144L181 143ZM261 141V142H260ZM114 142H116V143H114ZM194 142V143H193ZM148 143H150V144H148ZM245 143V144H244ZM259 143H261V144H259ZM146 144H148V145H146ZM154 144V145H153ZM184 144H187V146H185V147H188V148H184V147H182V145L184 146ZM198 144V145H197ZM243 144V145H242ZM249 144H251V146L252 147H249L248 148V146H250ZM220 145V146H219ZM244 145H246V146H244ZM254 145V146H253ZM114 146V147H113ZM116 146V147H115ZM170 146V147H169ZM192 146V147H191ZM216 146V145H215ZM258 146V147H257ZM163 147V148H162ZM217 147V148H218ZM113 148V149H112ZM152 148V149H151ZM156 148V149H155ZM171 148V149H170ZM180 148L184 151V153H183V151H181L180 150ZM222 148V147H221ZM226 148H224V149H226ZM233 148V149H232ZM244 148V149H243ZM255 149L254 151H252V153H251V149ZM257 148V149H256ZM114 149H115V151H114ZM172 150V152H174V154H172L170 157H169V155H167L168 157L166 158V154H168L169 152H168V150ZM179 149V150H178ZM185 149V150H184ZM192 151H191V150ZM195 149H197V150H195ZM228 149H229V151H228ZM261 149V150H260ZM162 150V151H161ZM165 150H166V152H165ZM169 150V151H170ZM231 150V151H230ZM257 150V151H256ZM112 151H114V152H112ZM148 152V154H147V152ZM180 152V153H177V152ZM187 151V152H186ZM199 152V153H197L196 154V152ZM232 151H234L233 153H234V155H233V153H231ZM235 151L237 152V153H235ZM248 151V152H247ZM260 151V152H259ZM163 152V154L161 155V153ZM171 152V151H170ZM189 152V153H188ZM256 153L257 155H255L254 153ZM155 153V154H154ZM166 153V154H165ZM227 153H231L230 155L228 154L227 155ZM241 153V154H240ZM114 154V155H113ZM151 154V155H150ZM165 154V155H164ZM181 154H182V156H181ZM189 154V155H188ZM252 156H251V155ZM193 155V156H192ZM197 155V156H196ZM253 155H254V157L256 156V158L254 159V158H252L253 157ZM160 156V157H159ZM162 156H164L165 158H163ZM175 156V157H174ZM194 156L196 157V158H194ZM246 156V157H245ZM156 157H157V159H156ZM162 157V158H161ZM192 157V158H191ZM240 157V158H239ZM244 157V158H243ZM160 158V159H159ZM171 158H174V159H171ZM175 158H177V159H175ZM191 158V159H190ZM226 158V159H227ZM250 158V160L248 161V159ZM167 159V160H166ZM183 159V160H182ZM190 159V160H189ZM245 159V160H244ZM152 160H153V162H152ZM164 160H166V161H164ZM196 160V161H197ZM244 160V161H243ZM251 160H253V161H251ZM257 160V161H256ZM233 163H232V162ZM151 162V163H150ZM188 162L190 163V164H188ZM237 162V163H236ZM240 162V163H239ZM245 162V163H244ZM247 162V163H246ZM256 163V164H254V166H252V164L253 163ZM184 163V164H183ZM250 163H252L251 164V167L249 166V170H248V165H250ZM148 164V165H147ZM156 164V165H155ZM187 164H188V166L190 165V167H188L187 166ZM193 164V163H192ZM244 164H246V166L244 165ZM248 164V165H247ZM148 166V167H146V166ZM151 165H153L152 167L153 168H151L150 166ZM155 165V166H154ZM182 166V167H181ZM184 166V167H183ZM235 166V167H234ZM132 167H134L135 169H137L136 167H135V165L134 166H132ZM157 167V168H156ZM159 167H160V171H159ZM166 167V168H165ZM244 169H243V168ZM103 169L102 170H106L108 167H106V166H104L103 165V167H102ZM147 168V169H146ZM155 168V169H154ZM170 168V169H169ZM179 168V169H178ZM253 168V169H252ZM255 168V169H254ZM146 169V170H145ZM149 169V170H148ZM157 169V170H156ZM189 169V170H188ZM247 169V170H246ZM251 169V170H250ZM155 170V171H154ZM161 170H163L162 172H161ZM243 170V171H242ZM151 173H150V172ZM190 173H189V172ZM234 171V172H233ZM245 171H247V173L249 172V171H251V172H249V174H246V172ZM168 172V173H167ZM178 172V173H177ZM242 174H241V173ZM253 172H255V173H253ZM164 173H165V175H164ZM187 173H189V175L187 174ZM164 176H163V175ZM179 174V175H178ZM187 174V175H186ZM233 174V175H232ZM257 174V175H256ZM102 175H103V177H102ZM153 176V178H152V176ZM166 175H168V176H166ZM251 175H253V178H252V176ZM99 176V177H98ZM148 176H150V177H148ZM160 177L159 179L160 180H162V181H160L159 179H158V177ZM174 176H176L175 178L172 177ZM187 176V177H186ZM98 177V178H97ZM102 177V179L100 180L99 178H101ZM104 177H107V178H104ZM157 177V178H156ZM162 177H164V178H162ZM165 177H168L166 180H165ZM237 177V179H235ZM244 177H245V179H244ZM162 178V179H161ZM172 178V179H171ZM185 178V179H184ZM247 178V179H246ZM156 179V180H155ZM183 179V180H182ZM235 179V180H234ZM105 180V181H104ZM107 180V181H106ZM145 180V181H144ZM244 180V181H243ZM247 180V181H246ZM101 181V182H100ZM103 181V182H102ZM168 181V182H167ZM233 181V182H232ZM93 182H94V184H93ZM106 182V183H105ZM159 182V183H158ZM160 182H162V183H160ZM165 182V183H164ZM184 182V183H183ZM90 183H91V185H90ZM95 183H97V184H95ZM98 183H100V185L98 184ZM143 183V184H142ZM226 183H227V181H226ZM236 183V184H237ZM253 183V184H254ZM146 184V185H145ZM161 184V185H160ZM170 184V185H169ZM90 185V186H89ZM142 185H144V186H142ZM157 185H159V186H157ZM166 185V186H165ZM71 186H72V190H73V192L76 194V195H78V193H79V190L76 188V187H78V185H76V183L74 184L73 183V185L71 184ZM88 186V187H87ZM180 186V187H179ZM183 186H182V188H183ZM22 187H23V185H22ZM75 187V188H74ZM95 187V188H94ZM217 187V188H216ZM222 187V188H221ZM160 188V189H159ZM98 189V190H97ZM218 189V190H217ZM224 189V190H223ZM258 189V190H257ZM262 191H261V190ZM145 190V191H144ZM171 190H172V192H171ZM215 190V191H214ZM219 190H220V192H219ZM100 191V192H99ZM136 191V192H135ZM141 191V192H140ZM143 191V192H142ZM147 191V192H146ZM166 191V192H165ZM175 191V190H174ZM177 191H176V193H177ZM210 191V192H211ZM219 192V193H217V192ZM255 191H256V193H255ZM63 192H65V193H67V190L65 191V190H63L62 191V194H64ZM98 192V193H97ZM167 192H169V193H167ZM225 192V193H224ZM261 192V193H260ZM102 193H104V194H102ZM109 193V194H108ZM135 195H134V194ZM137 193H139V195L137 194ZM175 193V192H174ZM175 193V194H176ZM215 193V194H214ZM32 194V195H31ZM34 194V195H33ZM81 194V193H80ZM173 194V193H172ZM225 194V195H224ZM255 194H257V195H255ZM261 194V195H260ZM108 195H109V197H108ZM156 195V196H155ZM158 194L156 193V194H154L153 195V197L154 198H157L158 196H157ZM98 196L100 197V198H98ZM139 196H141V198L139 197ZM217 196V197H216ZM221 196V197H220ZM234 196H236V198L238 199V197H240L242 200H240V198L237 200ZM248 196V197H247ZM37 197V198H36ZM138 197V198H137ZM153 197H152V200H153ZM258 197L260 198V200L258 201ZM29 198V199H28ZM136 198V199H135ZM144 198H146V199H144ZM214 198V199H213ZM249 199L248 201L250 202H248L246 199ZM257 198V199H256ZM138 199H140V201H142V202H140V201H138ZM142 199V200H141ZM226 199H228V200H226ZM235 199H236V201H235ZM258 202V203H256L255 204V200ZM147 200V201H148ZM213 200L215 201H217V200H219V201H215V203H217V204H214V202H213ZM234 200V201H233ZM246 200V201H245ZM37 201V202H36ZM239 201V202H238ZM243 201H245L244 203H243ZM2 202V203H1ZM40 202V203H39ZM227 202V203H226ZM248 202V203H247ZM139 203V204H138ZM212 203H213V205H212ZM238 203V204H237ZM240 203V204H239ZM252 203V205H249V204H251ZM98 202L97 203H95V205H94V207H95V209H97L98 208ZM227 204V205H226ZM230 204V205H229ZM243 204V205H242ZM246 204V205H245ZM235 205V206H234ZM238 205H241L242 206V208H241V206H238ZM253 205H255L257 208H255ZM233 206V207H232ZM246 206V207H245ZM251 206V207H250ZM254 208H253V207ZM113 207H115V208H113ZM135 209H134V208ZM228 207V208H227ZM231 207V208H230ZM263 207V208H262ZM8 209V213L7 214H9V212H11V208L9 207V203L7 204L4 200H2L1 198H0V214L2 213V212H4L5 214H6V212H7V209ZM39 208V209H38ZM80 208H81V210H80ZM119 208V209H118ZM137 208L139 209V211L137 210ZM225 208V209H224ZM248 208V209H247ZM76 209V210H75ZM77 209H79V210H77ZM229 209V210H228ZM242 209V210H241ZM243 209H244V211H243ZM254 209V210H253ZM6 210V211H5ZM131 210V211H130ZM134 210V211H133ZM171 210H173V211H171ZM232 210V211H231ZM261 210V212H259ZM263 210V211H262ZM78 211H79V213H78ZM212 211V212H211ZM240 211V212H239ZM28 212V213H27ZM249 213V214H248ZM251 213V214H250ZM3 214V213H2ZM11 214V215H10ZM9 215L12 217V218H9L10 216H8L7 218L9 219H7V218H3L1 221H0V223H2V222H4L3 223V226H0V229H1V227L3 228L4 227V229H1L0 230V233H1V235H2V237H4L3 239H6V240H4L6 243L5 244H2V243H0V247L1 246H3V247H5L6 248V246H8V245H6V244H8L7 242H9L10 240H8L9 238L11 239V238H13V237H15V238H18V242H19V244H20V246H21V248H23V247H25V246H28L29 245V248H31L32 246H33V243H34V232H33V227L35 228V226H31V229H23L24 228V226L23 225H21L20 224V221H19V218H17V219H15L16 217H13V214H12V212L10 213ZM264 214V213H263ZM77 215V216H76ZM87 215V214H86ZM122 215V216H121ZM124 215V216H123ZM126 215V216H125ZM176 215V216H175ZM237 215V216H236ZM41 216V217H40ZM75 216H76V218H75ZM117 216V217H116ZM155 216V215H154ZM206 216V218H204ZM47 217V218H46ZM71 217V218H70ZM79 217V218H78ZM82 217V219H84V220H80V218ZM161 217H162V219H161ZM177 217V218H176ZM218 217V218H217ZM221 217V218H220ZM30 218H32V219H30ZM55 218V219H54ZM73 218H75V219H73ZM175 218L177 219V222H175L176 220H175ZM209 218V219H208ZM225 218H227V219H230V220H227V219H225ZM232 218V219H231ZM14 219V220H13ZM44 219V220H43ZM165 219V220H164ZM166 219H167V221H166ZM175 220L174 222H173V220ZM11 220V221H10ZM16 220V221H15ZM159 220V221H158ZM161 220V221H160ZM162 220H164V221H162ZM172 220V221H171ZM180 222H179V221ZM202 220H203V222H205V223H202V224H200L201 222H202ZM206 220V221H205ZM208 220V221H207ZM32 221H31V224H33L32 223ZM74 221V222H73ZM75 221H78V223L80 224V223H82L83 222V224H80V226L78 225V223L77 222H75ZM115 221V220H114ZM119 221V222H118ZM124 221V222H123ZM173 222V223H170V222ZM11 222H14V223H12L11 224ZM19 225H17L16 223ZM130 222V223H129ZM169 222V223H168ZM198 222V223H197ZM238 222V221H237ZM5 223H7V225L5 224ZM117 223V224H116ZM141 223V224H140ZM143 223V224H142ZM144 223H146V224H144ZM152 223V224H151ZM154 223V224H153ZM168 223V224H167ZM179 223V224H178ZM238 223H240V222H238ZM14 224V225H13ZM58 224V225H57ZM116 224V225H115ZM167 224V225H166ZM177 224V225H176ZM242 224H241V226H242ZM17 225V226H16ZM78 225V226H77ZM81 225H83V226H81ZM122 225V226H121ZM176 225V226H175ZM22 226H23V228H22ZM38 226H39V228H38ZM58 226V227H57ZM61 226V227H60ZM141 226V227H142ZM161 226V227H160ZM203 226V227H202ZM238 226H239V224H238ZM17 227H19V228H17ZM68 227H70V228H74L73 230H71L70 228H68ZM86 227V226H85ZM84 227V228H85ZM129 227H131V228H129ZM168 227V228H167ZM201 227V228H200ZM10 228V229H9ZM123 228V229H122ZM129 228V229H128ZM138 228V227H137ZM205 228H208V229H205ZM5 229H6V231H5ZM121 229V230H120ZM202 229H204V230H202ZM132 230H133V232H132ZM135 230V231H134ZM138 230V231H137ZM208 232H207V231ZM4 231L6 232V233H4ZM10 231V232H9ZM27 231V232H26ZM40 231V232H39ZM60 231H61V234H60ZM69 233H68V232ZM70 231H73V232H70ZM74 231H76V232H74ZM83 231V230H82ZM128 231V232H127ZM131 231V232H130ZM212 233H211V232ZM63 232V233H62ZM93 232V233H92ZM101 232V233H100ZM181 232V231H180ZM206 232V233H205ZM14 233V234H13ZM43 233V234H42ZM54 233H55V235H54ZM57 233H58V235H57ZM65 233V234H64ZM67 233V234H66ZM71 233H72V235H71ZM96 233V234H95ZM139 233V234H138ZM174 233V232H173ZM201 233H202V237H200V239H199V236L201 235ZM209 233H211V235H208ZM214 233V234H213ZM70 234V235H69ZM91 234V235H90ZM100 234V235H99ZM105 234V235H104ZM110 236H109V235ZM206 236H205V235ZM230 234V235H229ZM40 235V236H39ZM75 235H77L76 237H75ZM68 236V237H67ZM70 236V237H69ZM204 236H205V238H204ZM228 236V237H227ZM230 236V237H229ZM101 237V238H100ZM135 237V238H134ZM211 237H213V238H211ZM235 238V233H228V234H226L225 235V237H224V239H223V242L225 243V240H226V243H227V241H229L228 242V247L226 248L227 249V251L226 250H224L225 252V254L227 255V253H228V251H231L232 250V247L234 246V242H233V240H232V238ZM20 238V239H19ZM57 238V239H58ZM210 238V239H209ZM226 238V239H225ZM33 239V240H32ZM65 239V240H64ZM69 239V240H68ZM75 241H74V240ZM87 239V240H86ZM88 239H90L91 241L89 242V240ZM130 239H132V240H130ZM230 239L232 240V241H230ZM56 240V239H55ZM62 240V239H61ZM74 242V243H72V241ZM108 240V241H107ZM112 240V241H111ZM122 240V241H121ZM210 240H211V242H210ZM212 240H214L213 241V243H212ZM65 241V242H64ZM67 241V242H66ZM69 241V242H68ZM114 241V242H113ZM116 241V242H115ZM128 241V242H127ZM40 242V243H39ZM103 242H105V243H103ZM216 242V243H215ZM88 243V244H87ZM95 243V244H94ZM114 243V244H113ZM116 243V244H115ZM122 243V244H121ZM123 243H125V245L123 244ZM198 243V244H197ZM225 243V244H226ZM26 244V245H25ZM28 244V245H27ZM92 244V245H91ZM121 246H120V245ZM210 244H212V245H210ZM215 244V245H214ZM94 245H95V247H94ZM123 245V246H122ZM31 246V247H30ZM212 246V248H210V250H208L209 251V253H211V255H212V253H214V251L216 252V250H212L214 247ZM223 246L225 247V245L223 244ZM226 246H227V244H226ZM90 247V248H89ZM98 247V248H97ZM115 247V248H114ZM121 247V248H120ZM216 247L214 248V249H216ZM220 247H222V245L220 246ZM2 248V247H1ZM0 248V249H1ZM75 248V246H73V248L72 249H74ZM101 248H102V250H101ZM8 248H6V251H8L7 250ZM32 249V248H31ZM99 249V250H98ZM191 249H190V253L188 254V256H187V254H184V255H182L181 256V258L180 259H182V260H179L178 258H177V260H176V255H175V257H173L171 260H169L168 261V263L170 264L171 262V264H188V263H186V261H187V259L188 260H190V258L193 256V254H195L194 252H193V250H192V252H191ZM230 249V250H229ZM4 250V249H3ZM96 252H95V251ZM101 250V251H100ZM108 250V251H107ZM110 250V251H109ZM118 250V251H119ZM121 250V251H122ZM66 251V252H65ZM91 251V252H90ZM99 251V252H98ZM114 251V252H113ZM163 251H165V249H163ZM213 251V252H212ZM3 252H5V251H3ZM58 252H59V250H58ZM68 252V253H67ZM97 253V254H95V253ZM109 252V253H108ZM182 254L183 253H185V252H183V251H180ZM6 253V256H9L8 255V253L7 252H5ZM55 253V254H54ZM90 253V254H89ZM100 253V254H99ZM51 254V255H50ZM67 254V255H66ZM196 254H197V252H196ZM224 254V258H222L221 259V261L222 262H220V264H225V263H227L228 264V261H229V257H230V255H229V253H228V256H226ZM52 255H54L53 257H51ZM186 255V256H185ZM190 255H192V256H190ZM5 256V257H6ZM86 256H84V258L86 257ZM104 256V257H103ZM47 257V258H46ZM84 258H83V261H84ZM95 258V259H94ZM102 258V259H101ZM104 258V259H103ZM5 259V258H4ZM97 259V260H96ZM107 259V260H106ZM227 259V260H226ZM57 260H59V259H57ZM79 260H80V258H79ZM78 260V262H81L82 263V259H81V261H79ZM109 260V261H108ZM155 260V261H154ZM71 261V260H70ZM69 261V262H70ZM150 261H152V262H150ZM175 261V262H174ZM59 262H60V260H59ZM72 262H73V260H72ZM71 262V263H72ZM150 262V264H157L156 262H158L157 261V258L156 257H153L152 259H150L149 261H147L145 264H148ZM179 262V263H178ZM188 262V261H187ZM196 262V261H195Z\"/></svg>",
    "mask_w": 264,
    "mask_h": 264
}]
</instances>
